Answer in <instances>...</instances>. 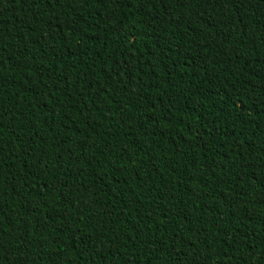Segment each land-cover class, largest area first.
I'll return each mask as SVG.
<instances>
[{
  "label": "trees",
  "instance_id": "obj_1",
  "mask_svg": "<svg viewBox=\"0 0 264 264\" xmlns=\"http://www.w3.org/2000/svg\"><path fill=\"white\" fill-rule=\"evenodd\" d=\"M0 264H264V0H0Z\"/></svg>",
  "mask_w": 264,
  "mask_h": 264
}]
</instances>
